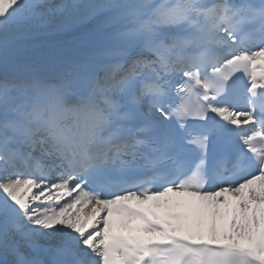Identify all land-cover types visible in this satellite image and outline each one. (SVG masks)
<instances>
[{"label": "snow or ice", "instance_id": "obj_1", "mask_svg": "<svg viewBox=\"0 0 264 264\" xmlns=\"http://www.w3.org/2000/svg\"><path fill=\"white\" fill-rule=\"evenodd\" d=\"M0 264H264V0H0Z\"/></svg>", "mask_w": 264, "mask_h": 264}, {"label": "bare ground", "instance_id": "obj_2", "mask_svg": "<svg viewBox=\"0 0 264 264\" xmlns=\"http://www.w3.org/2000/svg\"><path fill=\"white\" fill-rule=\"evenodd\" d=\"M34 45L47 47H75L76 41L73 36L65 34L40 35L31 41Z\"/></svg>", "mask_w": 264, "mask_h": 264}]
</instances>
